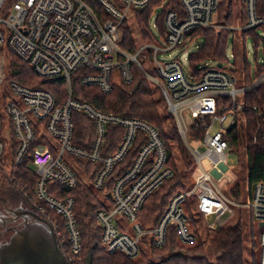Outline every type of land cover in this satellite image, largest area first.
<instances>
[{
  "label": "built area",
  "instance_id": "obj_1",
  "mask_svg": "<svg viewBox=\"0 0 264 264\" xmlns=\"http://www.w3.org/2000/svg\"><path fill=\"white\" fill-rule=\"evenodd\" d=\"M150 1L0 0V166L8 169L4 176L30 201L38 216L51 225L58 245L66 252V264L82 263L83 240L76 221L75 200L57 198L50 185L74 188L81 177L88 180L75 159L101 165L87 183L102 202L96 219L107 253L135 260L151 246L162 248L169 228L176 230L181 243H195L198 235L188 200L193 195L210 233L230 224L245 206L250 208L258 225L263 223L258 227L259 264H264V183H256L249 203L241 204L229 187L221 188L216 182L228 170L235 169L228 161L229 151L236 149L229 136L231 129L244 120V106L237 103V96H244L259 85L264 71L245 83L244 74L238 78L231 72L234 66L227 57L231 69L198 65L195 71L189 69L188 57L186 65L179 57L162 59L164 53L187 48L194 40L187 36L190 31L212 27L221 0H179L183 13H166L163 36L154 33L155 22L151 24L153 40L149 44L136 42L133 52L123 48V24H128L130 14L135 18V9L145 8ZM165 1L153 9L151 16L156 9L162 10ZM241 1L246 12L241 31L264 26V15L258 14L256 0ZM4 51L44 79L65 80L67 97L57 104L49 91L9 81ZM143 51H148L144 58L150 63L147 69L139 60ZM133 66L160 92L177 134L195 162L191 187L173 195L156 225L149 228L140 224L138 213L145 200L175 172L159 130L146 120L123 117L77 101L72 91V78L80 73L82 86H96L108 94L115 84L132 82ZM75 111L94 123L89 149L73 143ZM186 114L193 119L190 125ZM109 125L122 128L123 136L117 149L104 155ZM140 132L145 134V143L108 189L109 177L126 159ZM38 140L42 143L31 149ZM30 157L37 174L33 194L26 184L14 179L21 163ZM204 161H208L210 169L203 166Z\"/></svg>",
  "mask_w": 264,
  "mask_h": 264
},
{
  "label": "trees",
  "instance_id": "obj_2",
  "mask_svg": "<svg viewBox=\"0 0 264 264\" xmlns=\"http://www.w3.org/2000/svg\"><path fill=\"white\" fill-rule=\"evenodd\" d=\"M164 0H151L145 8L135 9V20L138 35L145 41L153 40L151 29V13L153 9ZM234 0H221L214 22L224 25L231 21ZM258 14L264 15V0H256ZM174 10L182 14L179 0H166L163 8L156 17L157 31L160 35L165 34L164 18L168 11ZM243 25L246 23V12L243 9ZM219 18V21H218ZM264 30V26H257L249 30L241 31V38L245 41L247 36L257 37L258 30ZM122 46L128 51L136 50V41L127 23L122 26ZM192 39L202 38L203 42L197 49L188 55V67L195 71L197 66L209 59L224 61L226 59V48L229 38L233 36L232 30H217L212 27L199 28L187 33ZM263 43L264 39L259 41ZM7 60V79L18 84L51 92L60 104L67 97V85L63 79H44L38 76L27 64L21 62L10 52H5ZM264 61V56H263ZM133 80L130 83H117L113 90L106 94L96 86L84 87L79 82L77 73L72 78L73 98L80 102H87L96 108L119 114L127 118H137L148 121L155 126L162 136L170 154V164L174 169V175L166 180L155 192L144 202L138 213L140 224L145 227H153L167 208L168 202L173 195L182 191L189 182L195 162L189 154L181 138L178 136L173 118L161 115L158 102L154 96V89L143 74L133 66ZM264 71V63L257 64L255 73L252 75L249 66L243 64L244 82L250 83L254 75ZM234 74V70H231ZM244 106V135L246 149V170L249 194L256 183H264V80L257 86L249 89L243 96ZM74 123L73 143L83 149H89L94 138L95 127L93 121L81 112H73ZM107 140L103 150L104 155L115 151L123 136V129L119 126L109 125L107 127ZM240 124L231 129L229 140L236 149L240 143ZM146 141L145 134L140 132L126 157L114 170L107 181L109 189L112 182L120 176L122 171L129 167L137 155L139 149ZM41 141H35L31 145L33 149ZM174 150L179 157L176 161ZM75 164L80 172L83 171L88 180H92L101 165L86 159H75ZM15 181L26 184L33 194L37 174L31 165V157L25 158L21 163L19 171L14 176ZM87 180V181H88ZM82 177L74 188H67L60 184L50 185V191L59 199L72 197L75 200V216L77 225L81 231L83 248L80 257L81 264L86 263L88 255L92 256V264H211L205 252L204 241L200 237L199 230L194 226L198 239L191 245L179 241L174 228H169L166 243L162 248L151 246L148 253L142 254L133 260L122 254L107 253L101 243V228L96 219V212L102 208V202L96 196L90 185ZM236 199L241 195L239 183L232 187ZM190 215L193 218L192 213ZM237 222L226 224L212 233L209 240L211 252L215 264H246L244 256V232L240 217ZM195 223V222H194ZM256 242L251 240V262L259 264V258L255 256Z\"/></svg>",
  "mask_w": 264,
  "mask_h": 264
},
{
  "label": "rangeland",
  "instance_id": "obj_3",
  "mask_svg": "<svg viewBox=\"0 0 264 264\" xmlns=\"http://www.w3.org/2000/svg\"><path fill=\"white\" fill-rule=\"evenodd\" d=\"M243 4L241 0H234L233 3V8H232V17L230 22H226L224 25L219 24V22H214V25L212 28L217 29V30H232L233 36L230 37L227 48L225 51L226 57L229 59V63L234 66V74L238 78L243 76V64L246 62L247 65L249 66L250 72L253 75L255 73L257 64H261V61L263 60V43H259L260 39H264V30H258L257 31V37L253 35L247 36L246 40L244 41L241 38V28L243 27ZM161 12V9L158 8L154 11V13L151 16V24L155 23L157 14ZM219 21V18H218ZM128 24L129 27L133 33V36L135 38V41L138 43H141L143 41V44L148 43L150 41H145L138 35V30L136 26V20L135 18L130 14L128 17ZM154 33H158L157 29H153ZM158 35V34H157ZM155 42V41H154ZM203 42L202 38H196L194 39L191 43L188 44L187 48H177L172 50L170 53H164L162 56V59L168 60L171 58H177L179 57L180 60L183 62V64H187V61L185 60L188 55L195 51L198 46H200ZM149 44V43H148ZM160 45H164L161 43ZM148 54V51H143L141 55L139 56V60L142 63L144 68H148L150 66V63L147 61L145 62L144 58ZM232 56V57H231ZM199 65H207V66H218L222 68H228L231 69L228 65V60L224 61H219V60H214V59H207L203 62H201ZM240 84L237 85L239 87ZM7 86V84L5 85ZM154 89V96L158 102V107L161 112L162 116L168 115L169 117L171 116L168 114L167 108L165 103L163 102L162 96L159 91H157L155 88ZM237 103L239 105L243 104V95H238L237 96ZM172 117V116H171ZM173 118V117H172ZM185 119L187 124H191L193 119L189 114L185 115ZM174 120V119H173ZM175 123V121H174ZM176 127V126H175ZM240 127H241V136H240V143L241 146L239 149H235L233 151H229L228 154V161L230 164H233L235 166V169L233 170H228L225 173L224 178L221 181H216L218 186L221 188L224 187H229L230 191H232V187L234 184L239 183L241 186V195L238 199V201L241 204H248L250 201V194H249V189H248V183H247V170H246V149H245V135H244V121H240ZM184 145V144H183ZM174 155L176 158L177 163L179 164V157L177 155V152L174 150ZM203 166L206 169H210V165L208 161L203 162ZM5 171H8L7 168L2 169L0 166V195L3 197L2 199H7L8 202L10 203L9 206L12 208L13 206H16L17 203H19V200L21 202L27 203L28 201L26 198L23 196V194L14 188L10 182L5 178ZM191 187V177L189 178V182L185 185L183 190L189 189ZM182 190V191H183ZM96 196L97 193L95 192ZM98 197V196H97ZM99 198V197H98ZM189 202L191 203V212L194 218V222L192 219V225L193 228L194 226L199 230L200 237L204 241L205 245V252L206 255L208 256L211 264H215V260L213 257V254L211 252V247H210V238L212 233L208 232V229L199 213L196 207V200L193 195L189 196L188 198ZM240 220H241V225L242 229L244 232V256H245V261L246 264H250L251 262V240H254L256 242V248H255V256L258 259L259 258V253H260V245H259V236H260V231L261 229L258 227V222L254 219L252 215V211L248 207H244L240 213ZM232 219L229 223L232 224L233 222H237L238 218ZM2 231V230H0ZM11 233L7 234L4 238L8 239ZM2 241V238L0 237V242ZM148 253V252H147Z\"/></svg>",
  "mask_w": 264,
  "mask_h": 264
},
{
  "label": "water",
  "instance_id": "obj_4",
  "mask_svg": "<svg viewBox=\"0 0 264 264\" xmlns=\"http://www.w3.org/2000/svg\"><path fill=\"white\" fill-rule=\"evenodd\" d=\"M37 220L48 231L28 224L23 229H15L10 239L0 245V264H66L51 225L43 218ZM85 264H92L91 255Z\"/></svg>",
  "mask_w": 264,
  "mask_h": 264
},
{
  "label": "crops",
  "instance_id": "obj_5",
  "mask_svg": "<svg viewBox=\"0 0 264 264\" xmlns=\"http://www.w3.org/2000/svg\"><path fill=\"white\" fill-rule=\"evenodd\" d=\"M26 200L28 201L27 203L21 202L19 200V203H17L16 206H13L12 208H10V210H11L10 217L7 218L8 220L5 224L2 225L0 223V230H3V229L7 230V228L14 226V224H16V223H17V225L28 224L30 226H37L34 223L39 222L40 224H42L44 226V227L43 226L42 227L48 231L46 225L37 220V218H41V217L38 216V214L34 211L30 201L28 199H26Z\"/></svg>",
  "mask_w": 264,
  "mask_h": 264
},
{
  "label": "flooded vegetation",
  "instance_id": "obj_6",
  "mask_svg": "<svg viewBox=\"0 0 264 264\" xmlns=\"http://www.w3.org/2000/svg\"><path fill=\"white\" fill-rule=\"evenodd\" d=\"M9 204L10 203L8 202L7 199L4 200V199H2V196H0V223L2 225L5 224L7 222V220H8L7 218L10 217V213H11L10 208L11 207L9 206ZM34 224L37 225L38 228L44 229L43 228L44 226L42 224H40L39 222H37V223L35 222ZM23 228H25V225H17V223H16V224H14V226L7 228V230L3 229L2 231H0V237L2 238V241L0 242V245L6 243L10 239V237L13 235L15 229L20 230V229H23ZM9 233H11L9 238L4 240L5 236L7 234H9ZM60 250H61V253H62V255L64 257V260H65V263H66V252L61 247H60Z\"/></svg>",
  "mask_w": 264,
  "mask_h": 264
}]
</instances>
